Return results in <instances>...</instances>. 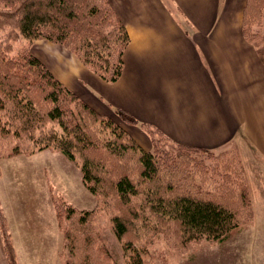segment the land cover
Returning a JSON list of instances; mask_svg holds the SVG:
<instances>
[{
    "label": "trees",
    "instance_id": "trees-1",
    "mask_svg": "<svg viewBox=\"0 0 264 264\" xmlns=\"http://www.w3.org/2000/svg\"><path fill=\"white\" fill-rule=\"evenodd\" d=\"M261 28L264 0H246L244 37L256 44L262 37ZM20 39L28 42L23 50L15 47ZM39 39L66 47L96 75L114 83L122 75L130 36L110 0H0V123L4 126L0 131L7 136L12 132L16 137L25 134L40 149L58 150L69 161L78 163L83 182L99 198L91 210L58 205L61 223L64 213L65 221L72 219L73 226L65 233L72 264H97L92 262L98 259L105 264L111 260L93 226L99 208L113 209L111 227L117 238L126 239L123 246L128 259L141 255L133 239H137V228H143L137 221L145 216L149 219L156 215L166 225L174 224L178 235L187 241H222L244 223V201L237 199L233 208L223 197L209 199L190 180L193 175L187 167L188 158L202 153L222 158V153L214 155L208 149L175 143L148 124L142 126L154 149H144L111 117L68 89L32 54L31 46ZM116 113L128 124L138 123L123 109ZM162 139L176 149L160 153ZM100 154H104V160L113 157L119 169L99 160ZM78 155L81 162H77ZM129 155L136 158V179L126 162ZM117 158L123 159L118 163ZM161 170L168 173L164 188L157 186ZM5 248L9 263L18 264L12 244L8 242Z\"/></svg>",
    "mask_w": 264,
    "mask_h": 264
},
{
    "label": "crops",
    "instance_id": "crops-1",
    "mask_svg": "<svg viewBox=\"0 0 264 264\" xmlns=\"http://www.w3.org/2000/svg\"><path fill=\"white\" fill-rule=\"evenodd\" d=\"M110 3L130 36L118 81H105L45 39L32 54L99 113L129 112L138 123L122 125L146 150L152 142L142 124L187 146H244L264 165V60L243 35L246 0Z\"/></svg>",
    "mask_w": 264,
    "mask_h": 264
},
{
    "label": "rangeland",
    "instance_id": "rangeland-1",
    "mask_svg": "<svg viewBox=\"0 0 264 264\" xmlns=\"http://www.w3.org/2000/svg\"><path fill=\"white\" fill-rule=\"evenodd\" d=\"M261 32L256 46L264 60V28ZM27 43L20 39L15 47L23 50ZM111 118L131 135L119 116ZM1 128L4 126L0 123ZM12 133L7 136L0 131V264H10L5 250L8 242L14 248L18 264H72L65 242L66 228L73 226L72 219L65 221L64 213L61 223L58 205L91 210L99 198L83 182L78 163L69 161L58 150L40 149L25 134L16 137ZM151 142L150 150H153ZM158 148L162 154L176 149L166 139L159 142ZM213 152L214 155L222 153L223 157L202 153L188 158L187 167L193 175L190 180L209 199L223 197L233 208L237 199L244 201L247 208L244 223L222 241L205 238L187 241L178 235L174 224L167 223L170 226L167 228L165 221L156 215H149V219L145 216L137 221L138 226L143 224V228H137V239L131 236L141 255L128 259L123 246L126 239L117 238L111 227L113 209L99 208L92 224L100 243L111 256L105 264H264V165L255 154L246 152L245 147L238 144ZM77 157V162H81L79 155ZM128 157L131 176L136 179L139 172L136 158ZM104 158V154H100L98 159L109 161L119 169L113 157ZM119 159L123 158H117L118 163ZM167 174L161 170L157 186L165 185ZM94 262L103 264L101 259Z\"/></svg>",
    "mask_w": 264,
    "mask_h": 264
}]
</instances>
